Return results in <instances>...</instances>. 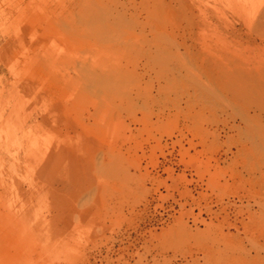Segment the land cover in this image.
Wrapping results in <instances>:
<instances>
[{
  "label": "rangeland",
  "instance_id": "374dc122",
  "mask_svg": "<svg viewBox=\"0 0 264 264\" xmlns=\"http://www.w3.org/2000/svg\"><path fill=\"white\" fill-rule=\"evenodd\" d=\"M0 264H264V0H0Z\"/></svg>",
  "mask_w": 264,
  "mask_h": 264
},
{
  "label": "bare ground",
  "instance_id": "6f19581e",
  "mask_svg": "<svg viewBox=\"0 0 264 264\" xmlns=\"http://www.w3.org/2000/svg\"><path fill=\"white\" fill-rule=\"evenodd\" d=\"M136 71V70H135ZM137 86V85H136ZM160 91H162V90H160ZM166 91H168V90H166ZM170 91V90H169ZM163 97V96H162Z\"/></svg>",
  "mask_w": 264,
  "mask_h": 264
}]
</instances>
